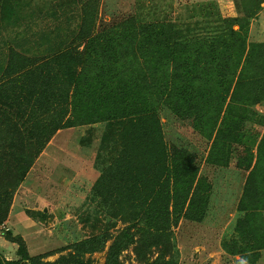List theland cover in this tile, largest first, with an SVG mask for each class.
Here are the masks:
<instances>
[{
    "label": "rangeland",
    "instance_id": "obj_1",
    "mask_svg": "<svg viewBox=\"0 0 264 264\" xmlns=\"http://www.w3.org/2000/svg\"><path fill=\"white\" fill-rule=\"evenodd\" d=\"M127 21L137 25H176L183 30L185 40L202 43L213 42L223 30L232 27L246 39L245 57L250 54L255 62L247 68L242 80L246 82L240 84L242 88L227 123L238 129H233L236 133L227 137L228 142L219 154L210 153L215 136L210 140L167 107L159 108L167 143L197 154L201 190H209L206 213L201 221H179L171 234V255H163L155 247L140 260L134 244L122 251L120 263L153 264L163 256L158 264H264V249L232 255L223 245L229 239L240 238L245 241L241 244L250 249L253 235V245L258 246L261 239L264 244L263 231L256 237L245 226L241 235L235 232L237 222L252 214L249 211L260 206L257 201L264 199V95L258 97L247 82L253 77L251 67L260 65L264 86V0H0V87L11 89L16 84L9 81L25 72L20 57L41 59L57 55L85 26L98 33ZM12 60V68L17 67L19 74L10 69ZM24 90L27 95L26 85L13 92L23 99ZM198 109L200 115L204 113L202 105ZM29 112L6 121L10 124L13 119L16 126L0 129V154H19L22 146L23 155L34 154L28 143L38 137L34 117L41 112L32 117ZM212 113L206 109L201 120ZM107 137L108 130L101 123L54 134L13 194L8 217L0 223L11 229L8 233L0 232V254L8 260L20 258V245L15 241L22 239L31 257L41 256L44 262H54L75 253L76 243L108 229L114 239L103 250L84 255L85 260L94 264H106L113 241L130 225L111 218L95 191L105 169L117 156L116 150L105 143ZM14 144L17 147L10 148ZM2 164L0 168L5 167ZM5 181L0 179V198L11 190V184ZM248 188L250 202L243 205ZM240 207L250 210L240 211ZM254 213L256 227L259 220L263 225L264 211ZM254 255L259 259L254 260Z\"/></svg>",
    "mask_w": 264,
    "mask_h": 264
},
{
    "label": "trees",
    "instance_id": "obj_2",
    "mask_svg": "<svg viewBox=\"0 0 264 264\" xmlns=\"http://www.w3.org/2000/svg\"><path fill=\"white\" fill-rule=\"evenodd\" d=\"M95 31L91 26L83 27L57 55L41 59L20 57L25 72L18 77L14 74L21 71L12 68L13 60L9 65L15 71L9 82L16 85L11 89L0 87V100L4 103L0 101V129L16 126L13 119L10 124L6 121L28 110L31 117L41 114L34 117L38 137L28 143L33 155H23V146L19 154H0L1 167L5 166L0 168V179L11 184L10 192L0 198V223L8 217L16 188L54 134L101 123L108 130L105 143L116 150L117 156L105 169L95 191L111 218L130 224L113 241L106 264H121L120 254L134 244L140 260L155 247L161 254L171 255L173 229L181 219L202 220L209 190H201L197 154L167 143L159 108L167 107L208 139L215 136L210 152L214 155L225 148L227 137L236 133L233 129H238L227 123L242 88L240 84L246 82L242 80L247 68L255 61L250 54L245 57L246 39L232 27L210 43L185 40L183 30L172 24L137 25L127 21L108 31ZM251 68L253 77L247 82L258 97L263 96L261 67L254 64ZM24 85L28 93L24 90L22 99L13 91ZM201 105L204 113L206 109L213 111L209 118L201 120ZM7 109L12 112L9 114ZM15 147L14 144L10 148ZM249 192L250 188L243 205L250 202ZM257 203L260 206L251 209L252 214L237 222V234L241 235L245 226L250 235L254 233L256 237L263 231L264 236V224L259 220L256 227L253 218L257 215L254 210L264 211V199ZM247 210L250 208L240 207V211ZM131 228L137 231L132 233ZM253 238L250 249L241 244L245 241L240 238L229 239L223 245L232 255L264 249L262 239L257 246L252 244ZM112 239L107 229L76 243L75 253L54 262H44L41 256L31 257L19 239L15 242L20 245V258L8 260L0 254V264H94L84 255L103 250Z\"/></svg>",
    "mask_w": 264,
    "mask_h": 264
},
{
    "label": "built area",
    "instance_id": "obj_3",
    "mask_svg": "<svg viewBox=\"0 0 264 264\" xmlns=\"http://www.w3.org/2000/svg\"><path fill=\"white\" fill-rule=\"evenodd\" d=\"M8 225L6 223H3L0 225V232H3V233H8L11 231V229H9L7 227Z\"/></svg>",
    "mask_w": 264,
    "mask_h": 264
},
{
    "label": "crops",
    "instance_id": "obj_4",
    "mask_svg": "<svg viewBox=\"0 0 264 264\" xmlns=\"http://www.w3.org/2000/svg\"><path fill=\"white\" fill-rule=\"evenodd\" d=\"M263 217H264V215H263ZM254 258H255L254 260H256V259H259V258L255 257V255H254ZM249 260H250V259H247V260H246V259H244V261H245V262L247 261V262H250V263H252V261H249ZM252 260H253V259H252Z\"/></svg>",
    "mask_w": 264,
    "mask_h": 264
}]
</instances>
